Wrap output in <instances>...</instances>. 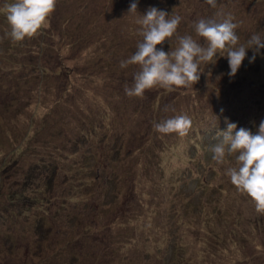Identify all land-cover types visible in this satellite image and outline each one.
<instances>
[{
	"label": "rangeland",
	"instance_id": "374dc122",
	"mask_svg": "<svg viewBox=\"0 0 264 264\" xmlns=\"http://www.w3.org/2000/svg\"><path fill=\"white\" fill-rule=\"evenodd\" d=\"M13 2L15 0H0V65L12 66V68L17 66L18 72L25 71L24 73L31 78L34 74L32 67L38 63L36 62L38 57L39 64H45L48 69L58 65L60 58L62 70H57V77H52L50 81L24 82L18 96L15 95V98L9 101L5 99L0 101V105H8L1 110L0 122L6 123L5 127L1 123L4 129L0 128V137L11 139L3 140V144H0V217H4L3 224L0 223L2 235L13 228L22 229L23 224L28 226L29 222L26 219L33 221L40 214L39 207L46 202L47 195L55 191L60 198L63 195L66 197L60 199L63 205H58L54 213L57 223L61 225L59 239L67 237L65 232L69 229L68 212L81 215V211H84L95 216L100 224V235L107 237L109 243L106 250L110 252L112 248L113 255L116 256L114 260L106 262L107 264H226L225 262H232L235 255L228 250L224 253L222 248L229 249V239L237 237L234 233L236 228L244 232L248 246L253 249L252 255H264V232L261 230L254 232L251 229L254 222L242 226L241 222L247 224L249 221L246 215L248 212L242 214L235 211L227 212L223 215L225 219L220 220L217 214H213L211 203L199 202L202 198L201 186L197 185L206 181L218 183L222 174L217 172L221 171L227 176V168L236 163L237 154L226 155L222 165H218L212 159L210 147L217 141L215 137L210 138L213 131L209 129L215 127L213 123H216L217 127L220 124H227V117L222 113H227L229 117L231 115L234 118L241 117L243 121L240 128L249 130L253 135L258 133L261 119L256 118L264 119L261 114L264 108V55L261 54H264V49H261V54L256 57L257 64L252 65L248 60L253 55V51L248 49L246 56L248 60L245 58L243 61L241 66L243 69L237 76L239 81L235 85L229 81H234L236 78H229L227 75L228 60L226 62L221 58L213 59L212 64L209 65L201 64L200 80L193 86L177 88L173 92L160 87L145 91L148 95L155 94L157 104L155 110H158L160 116L164 114L161 116L162 120L186 114L192 121V127L184 137L177 133H158L157 138H153L149 143L151 146L147 151L148 155L145 158L142 156L138 164L132 166L134 172L129 183L136 185L143 206L138 203L132 208L130 205L120 203L125 196L120 194L117 182L114 179L108 180L109 178H106L105 182L108 174H105L95 162L92 163L91 154H97L101 147L106 146L107 141L112 143V140L122 139L123 129H127L131 122V116L123 106V109L115 112H113L114 108L109 106L108 111L104 109L110 101L104 102V97L113 96L103 94V91H123L121 85L124 87L128 82L129 85L132 83L133 74L138 70V66L129 65L121 69L119 63L134 54L137 43L142 40L138 34L141 26L136 23L140 15H145L150 7H156L169 15H177L178 11H182L183 14L180 15L182 20L178 26L182 27L178 29L186 27L189 34L181 30L182 34L191 35L198 42L203 43V39L196 36L193 25L191 28L187 27L188 21L196 22L202 18H215L219 21L230 14L234 18L233 22L239 25L235 30L239 37L237 45L239 46L242 39L247 37L244 25L248 21H264V0H216L215 8L208 5L205 0H138L137 13L134 14H129L128 11L133 0H57L56 7L60 12L58 21L69 18L70 20L65 21H75L82 33L95 36L85 45L87 47L82 45L77 50L70 49V43L66 38L60 41L61 34L53 30L50 31L52 32L50 39L40 34L52 25V21L57 17L55 12L47 18L33 37L21 42H13L9 36H6L10 27L4 12V5ZM192 16L193 19L187 20ZM105 26L109 31L111 30L110 36L105 33ZM263 30L264 27H261L255 34L264 38ZM247 35H250L249 31ZM248 38L250 36L243 41L244 45L247 44ZM77 41L80 43L75 38L73 44ZM168 42H175V48L178 46L176 38H169L162 45L166 52L175 49L167 44ZM160 47L161 45H157V48ZM106 62H110L113 66V68L109 67L110 82L105 80ZM16 69L13 68L14 71ZM66 71L71 72V75H67ZM252 77L254 80H250ZM245 81L249 82L244 84ZM25 83L28 86H25ZM68 88L70 91L66 94ZM61 89L64 90V99L58 103L56 110L51 111L49 107L53 106L55 99H59L63 94ZM117 94L119 96L116 99L125 103L124 95ZM68 97L70 99L65 100ZM27 100L30 102L27 103ZM222 104L224 106L220 107ZM252 104L260 105L262 108ZM21 105L24 107L19 110L18 107ZM48 109L50 113L45 115ZM98 115L100 118L103 117V121ZM247 116L248 118L245 119ZM39 117L43 119L44 127L36 130L40 126ZM137 117H140L138 110L135 112V118ZM105 118L109 120L108 126H105ZM89 119H95L97 130L88 128ZM227 122H230L228 118ZM113 124L115 126H112ZM79 131L90 133V143L92 147L95 146L94 148L88 147L86 143L74 149L68 148L67 145L77 138L76 134ZM33 134L36 136L32 137ZM125 137L127 138L128 135ZM126 160L127 158L120 159L115 166L124 167ZM136 169L138 174L135 173ZM115 170L120 171V169ZM47 172L50 173L51 181L47 180L49 186L44 188L45 190H38L42 183H47V181L42 182L48 175ZM19 183L23 188L17 186ZM225 183H231L229 177L226 178ZM21 189L24 190L21 192ZM177 190L183 197V208L179 205L171 223L172 219L170 220L169 215L165 213L164 216L161 212L164 206L168 205L167 201L163 202L162 195L169 197L172 191ZM90 191H96L98 196L97 209L94 208L95 203L83 206L86 197L92 193ZM22 194L27 195L25 201H9V197H23ZM205 206L207 211L203 214ZM187 216L192 218L193 229L184 226L189 225L187 221L183 224ZM257 216L261 217L264 214ZM228 217L234 221V224H229L226 228ZM125 222L135 224L136 232L132 231L131 234V229H128L124 235L118 234L120 226L123 223L126 225ZM249 232L252 233L251 236ZM68 233L76 234L77 231L73 232L72 229ZM49 240L51 241L52 238ZM212 241L215 246L210 248ZM5 245V241L1 240L0 264H7V259L15 258L14 251L6 254L3 249ZM37 245L41 246L38 243H30L31 259H41L48 264H51V261H56L55 264H68L62 261L66 260L67 249L54 251L50 247L51 242L49 245L48 242L43 243V252L40 256L37 254L40 246ZM187 245L190 249H187ZM88 247H93L94 252L89 254L91 256L93 254L96 256V251L102 249L94 243ZM195 248L199 249L198 253L193 251ZM137 250L145 252L140 255ZM84 253L87 254L86 249ZM197 254L200 259L197 258ZM181 257L184 262H180Z\"/></svg>",
	"mask_w": 264,
	"mask_h": 264
},
{
	"label": "trees",
	"instance_id": "16d2710c",
	"mask_svg": "<svg viewBox=\"0 0 264 264\" xmlns=\"http://www.w3.org/2000/svg\"><path fill=\"white\" fill-rule=\"evenodd\" d=\"M111 1H113V0H111ZM54 12L57 14L56 19L54 21H52V25H50L48 30H43L40 34H44L49 39L52 38L51 37L52 32H50L52 30L57 32L59 35L61 34L60 35V37H61L60 41H63V39L66 38L68 40L67 42L70 43V45L68 43L67 44L70 46L71 50H73V49L77 50V48L79 46H82V45L85 46V45L90 43L91 38H93V37L95 38V36L91 35L90 33H82L81 29H78L79 25L76 26L75 21H65V20H70L69 18H66L62 21H58L60 12L58 11L57 7H55ZM193 18L194 17H190V18L188 17L187 20H191ZM192 22H195V21H188L187 27L191 28L193 25ZM244 26H245L244 30L246 32L245 33L246 36L251 37L253 34H255V32L259 28L264 27V21H248V23ZM180 27H182V26H180ZM180 27H178V28H180ZM251 27H253L254 29L252 30ZM178 28H177L176 34H174L173 37H171V38L177 39L178 36L186 35L185 33L182 34L181 30L186 31V33H188V29H186V27H183V29H181V30ZM248 31L250 32V35H247ZM134 32H136V31H134ZM105 33L108 34V36H110L111 30L109 31V28L107 26H105ZM131 34H133L132 31H131ZM263 35H264V30H263ZM69 37L72 40L69 39ZM75 38H77V40H79L80 43H78V41H77L76 43L73 44V41H75ZM246 38L244 37L242 39V42L239 44H245L243 41ZM248 39H250V38H248ZM174 43L168 42L167 44H169L175 48ZM85 47H87V46H85ZM14 48H15V46L12 47V49H14ZM11 54H13V53L11 52ZM226 55H227V49L222 50V51H218L217 56L214 59L218 60V59L223 58V61L227 62ZM249 55H251V54L249 53ZM36 62H38V63H36L35 67L29 66V68L32 67L34 69V74H33V76H31V78H30V75H27L24 73L25 71L20 72V70H19V72H18V69H16L17 66H13V68L16 69V71H14L12 66H5L4 67L3 65H0V101H1V99H5V100L9 101L10 99H14L15 95L18 96L21 89H22V85H24V82L29 83V80L34 81V82L50 81L52 77L53 78L57 77L56 76L57 70H62L60 58H59L58 65H55L53 69L50 68L51 70L48 69V67L45 64L44 65L39 64V57L36 59ZM45 62L47 63L46 59H45ZM106 63L107 64L104 65V66H106V68H104V71L106 72V75H105L106 79L105 80H107V82H110V80H111V79H109V77L111 76L110 68H113V66L110 62H106ZM216 64H217V61H216ZM252 64H257V62L254 61L253 63H251V65ZM22 66L24 69V65H22ZM244 66H246V65H244ZM226 68L229 71V66H227ZM242 69H243V67H240L237 74L233 77V79L236 78L234 81L233 80L229 81L230 79L228 80L232 85H235L237 83V81H239L237 79V76L240 75L239 73L242 71ZM66 74L71 75V72L68 73L66 71ZM250 80H254V77H252ZM248 82L249 81H245L244 84H246ZM27 83H25V86H28ZM127 84L129 85V82ZM72 87H74V86H72ZM121 87H122L123 91H121V90H117V92H116V90L115 91L112 90L109 92L103 91V94L107 93L109 96L114 97V99H113V97L112 98L104 97L105 98L104 102H107V100L108 101L110 100L109 101L110 105L109 104L105 105L104 109L106 111H108V106H109L111 108H114L113 112H115L118 109H123L122 108V106H123L124 109H127L126 111L131 116V122L128 124L127 129H123L124 137L122 139L112 140V143H110V141H107L106 146H104V148L101 147L100 151L97 154L96 153H91V154H92V163L95 162L97 164V166L102 168V170L104 171L105 174L106 173L108 174L105 177V182H106V178H109L108 180L114 179L117 182V188L120 190V194L125 196V199L124 200L122 199V201L120 203H122L123 205H126V206L130 205L133 208V206L135 207L136 205H138V203L141 205H142V203H141L140 197L138 196V193L136 191V185L134 183H129L132 181V176H133V172H134L132 169V166L135 164H138V161L140 159H142L143 157L145 158L146 155H148L147 151L149 150V148L151 146V144H149V143H151V140L153 138L156 139L158 136V132H156L154 130L153 124H154V122L159 123V122L163 121L161 119V116H163L164 114H162L160 116V114L157 113L158 110H155L157 108L156 99L154 97L155 94L150 93L148 95V93L145 92L143 97H131L130 98L127 95H125L124 87L122 85H121ZM63 88L65 89V87H63ZM74 88H76V87H74ZM26 89H27V87H25V90ZM76 90H77V88H76ZM3 91H5V92H3ZM61 91H63L62 96L59 99H55L54 105L49 107V109L51 108V111L56 110L58 103L62 99H64V90L61 89ZM69 91H70V88L66 89V91H65L66 94ZM117 93H121L124 95L125 103L116 99V97L119 96ZM151 95H153V96H151ZM3 96H5V98ZM68 99H70V98L69 97L65 98V100H68ZM100 99H102V97H100ZM141 99H142V101H141ZM29 102H30V100H27V103H29ZM145 102H146V104H145ZM24 105L19 106L18 109L19 110L23 109ZM252 105L256 106L257 104H252ZM5 106L8 107L7 104ZM5 106L0 105V115L2 114L1 110ZM223 106H224V104H222L220 107H223ZM257 107L260 109L262 108V107H260V105H257ZM220 109H222V108H220ZM136 110H138L140 117L135 118ZM5 111H6V109H5ZM243 112H249V111H243ZM49 113H50V110L47 113H45V115L49 114ZM142 114H143V116L141 117ZM222 114H225L231 123H235L237 125L236 130L240 129V124L243 121V120H241V117L234 118L232 115L229 117L227 113H222ZM261 114H262V116H264V108H263V111L261 112ZM98 118L101 121H103V117L100 118V116L98 115ZM247 118H248V116L245 119H247ZM256 119H261V120H259L260 122L264 120L262 117H257ZM105 120H106L105 126H108L109 120H107L106 118H105ZM39 121H40V126L36 130H40L41 128L44 127L43 126V119L41 117H39ZM90 121H92V122H90ZM88 122L89 123L87 126L89 129H91L93 131L97 130L96 129L97 125H96L95 119H89ZM1 123L5 127L6 122L5 121L0 122V128L4 129ZM212 125L215 127L209 129L210 131H213L212 136H210V138L215 137L216 133L218 131H226L227 130V124H225V125L220 124V126H218V127H217L216 123H213ZM105 126L103 127V129H105ZM112 126H115V124H113ZM36 134H33L32 137H35ZM76 135H77V138L74 140H71L69 142V144L67 145L69 149H74L76 147L83 146L85 143L90 148L95 147V146L92 147V144L90 143V136H89L90 133L79 131V132H77ZM125 135H128V137L126 138ZM8 139H10V138H3L2 139V137H0V144H3L2 143L3 140L8 141ZM76 140H78V141L76 142ZM4 158H6V157H4ZM126 158H127V160L123 164L124 167L121 165H120L121 168H119L120 166H118V167L115 166L116 162H118L120 159H126ZM235 161H236V158H235ZM237 166L238 165H237V161H236V163L232 167H237ZM94 167H95V165H94ZM26 169L29 170V168H26ZM115 169H120V171L115 170ZM46 171H48V170L46 169ZM135 173L138 174V169H136ZM217 173L222 174L220 176V181L218 183H209L208 181H206L205 183H198L197 184L198 186L199 185L201 186L200 192H201L202 198L200 197L201 199H199V202L203 201V204H207V203L210 204L211 203L210 205L212 207L213 214H217V217L220 220L225 219L223 215L227 212H234L235 211L238 214H242L243 212L246 211V212H248V214H246V215L248 216L249 221L247 222V224H244L243 222H241L242 226L245 227V226L249 225L251 222H254L255 224L252 226L251 229H253L254 232L255 231L258 232L259 230L264 232V216H261V217L257 216L258 213H256V211H255V207H254L252 200L246 194L239 192L237 190V188L232 183H225L226 178L228 177V176H225V173L223 174L221 171H218ZM47 174L48 175L45 177V180H42V182L50 180V173L47 172ZM108 180H107V182H108ZM48 181H47V183H42V185H40L38 187V190H45L44 188L49 186ZM92 182H93V180H92ZM120 183H123V184H120ZM17 186H22V188H23V185L20 183ZM73 186H75V185H73ZM23 190L24 189H21V192ZM90 192H92V193L86 197V199L84 200L83 206H86L89 203H95L94 208L97 209L99 207V202H97L98 196L96 194V191H90ZM52 193L53 194L47 195L46 202L42 203V205L39 207L40 214L41 213L42 214L37 215L33 221L26 219V221L29 222L28 226L23 224L22 229L21 228H16V229L13 228V229H10L9 231H8V229H6L8 232H7V234H3V235L1 232V228H0V242H1V240H4L6 243V245L3 247V249H5L6 254L11 253L12 251H14V254H15L14 259H10V260L7 259V264H48L47 262H42L41 259L40 260L39 259L38 260L31 259L30 251H29V246H30L31 242L41 244V246L37 245V246H40V248H39L40 251H37V254L40 256H42V252H43V250H42L43 243L48 242V245H49L51 242L52 246H50V247L54 251H58V250L61 251L62 249H67L66 260H62V261L66 262L68 264H76V263L77 264H103L104 262L106 263V262H109L111 260H114V258L116 256L113 255V249L111 248L110 252L106 250L108 245H109V243L106 239L107 237H104V235H100L101 234V228L99 226L100 224H98V219L95 216H92L86 212L84 213V211H81V215H80V213H76L75 215L72 212L67 213L68 222H69V229L67 232H65L67 237L64 236L61 240L59 239L58 233L60 232L61 225H60V223L59 224L57 223V218H56L54 213H55V209H58V205L59 206L63 205V204H61L60 199L66 198V197L63 195L60 198L58 195H56L55 191H52ZM79 194H81V193H79ZM22 195H24V196L23 197L11 196V197H9V201L15 202L16 200H20L23 202L26 200L27 195L26 194H22ZM68 196H69V194H68ZM162 196L164 198L163 202L167 201L168 205L164 206L165 208L163 210H161V212L164 213V216H165V213H166V215H169L170 220L172 219V221H171V223H172L174 216L176 215L175 213L178 212L179 205L181 206V208H183V202H184L183 197L180 196L179 190L172 191L169 197L166 195H162ZM237 199H239L238 202H237ZM116 207L118 208V205ZM205 209H207L206 206L203 207V214L207 211ZM5 210H7V209H5ZM3 218L4 217H0V219H1L0 223H2V224L4 222ZM240 218H238V219L240 220ZM124 221H125V219H124ZM186 221L189 223V225H184V226L186 228H192L193 229L194 224H193V226L191 225L192 218L190 216H187V219H185L183 224H185ZM125 223H126V225L123 223L120 226L118 234L124 235V233L128 229H131L130 230L131 234H132V231H133V233L136 232L135 230H137L136 229L137 226H135V224H132L130 222H125ZM229 224H234V221L228 217V221L226 222L225 227L228 228ZM6 226H8V225H6ZM79 226H82V227L79 228ZM108 228H110V225ZM72 229H73V232L77 231V233L76 234H73V233L69 234L68 232ZM207 229H209V227ZM187 232L189 233V231H187ZM234 233L237 235V237L234 239H231V238L229 239V241H228L230 243L229 249H226V247H223L222 250L224 251V253L226 252V250L232 251L231 254L235 255V257L232 258V262H225V263L226 264H264L263 263L264 262V255H262V256L261 255H256V256L252 255L253 249H251V247L248 246L247 238L245 237L244 232H242L236 228ZM54 234L56 236H54ZM249 235L251 236L252 233L249 232ZM32 236H35V237H32ZM50 238H52L51 241L49 240ZM93 243L98 248H102L99 251H96L97 254L100 255L99 257L97 254H96V256L94 254L92 256L89 255V254L93 253L94 251H93V247H88V245L93 244ZM211 244H212V246L210 248H213V246H215V243L212 241ZM120 245H122V243ZM174 246H175V243H174ZM23 247H25V248H23ZM186 247H187V249H190L189 245H187ZM257 247H258V244H257ZM85 249H86L87 254L84 253ZM195 249L193 251L198 253L199 249L198 248H195ZM21 250H23V252H21ZM119 250H120V247H119ZM222 250H221V253H223ZM137 252H138V254L142 255V254H144L145 251L143 252L141 250H137ZM59 254H60V252H59ZM105 255L107 257H105ZM228 255H230V254L228 253ZM97 257H98V259H97ZM197 258H199L198 254H197ZM234 258H236L237 260H234ZM53 260L55 261L56 257ZM79 260H80V262H78ZM84 260H86V261H84ZM180 262H184V259L182 257L180 258ZM55 263H56V261L55 262L51 261V264H55Z\"/></svg>",
	"mask_w": 264,
	"mask_h": 264
},
{
	"label": "clouds",
	"instance_id": "9594fccd",
	"mask_svg": "<svg viewBox=\"0 0 264 264\" xmlns=\"http://www.w3.org/2000/svg\"><path fill=\"white\" fill-rule=\"evenodd\" d=\"M57 0H15L4 5V12L10 31L6 33L13 42H21L33 37L54 12ZM211 7H216V0H205ZM138 0L129 6V14L137 13ZM178 15H169L156 7H150L145 15H140L136 23L141 27L138 34L142 37L136 50L129 58L121 60V69L129 65L138 66L130 85L124 86L128 97H143L146 90L156 87L173 92L177 88L193 86L200 80L201 64H212L218 51L227 49L229 72L234 77L247 56L248 49L253 55L249 63L256 60L260 50L264 49V38L253 34L247 44H239L236 34L238 24L233 22L229 14L221 20L215 18L199 19L193 27L198 42L191 35L178 36V46L174 50L165 51V41L173 37L182 20ZM193 17V16H192ZM157 45H161L157 48ZM264 55V54H261ZM167 111V109H166ZM223 112V109H221ZM226 131H218L210 151L212 159L222 165L226 155H236L237 167H229L226 175L230 182L253 202L255 211L264 214V121L259 124L258 133L253 135L245 128L237 129L235 123L227 122ZM154 130L160 134L177 133L184 137L192 127V121L186 114L175 115L159 123L153 124Z\"/></svg>",
	"mask_w": 264,
	"mask_h": 264
}]
</instances>
